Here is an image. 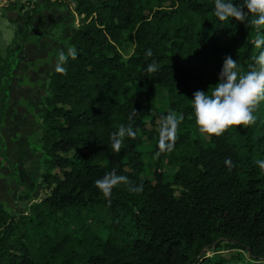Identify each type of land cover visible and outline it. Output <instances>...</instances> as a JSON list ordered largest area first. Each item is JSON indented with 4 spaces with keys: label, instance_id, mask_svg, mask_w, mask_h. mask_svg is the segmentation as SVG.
Instances as JSON below:
<instances>
[{
    "label": "trees",
    "instance_id": "trees-1",
    "mask_svg": "<svg viewBox=\"0 0 264 264\" xmlns=\"http://www.w3.org/2000/svg\"><path fill=\"white\" fill-rule=\"evenodd\" d=\"M72 2L66 72L55 64L40 83L42 192L20 191L16 211L0 199V264H264V100L252 125L219 136L200 131L190 101L217 83L226 55L240 72L254 65L264 25L252 14L220 21L214 0H47ZM0 61L1 126L14 60ZM170 111L183 120L172 149L160 150ZM122 124L135 136L113 152L109 136ZM113 169L128 181L106 198L94 181Z\"/></svg>",
    "mask_w": 264,
    "mask_h": 264
},
{
    "label": "rangeland",
    "instance_id": "rangeland-1",
    "mask_svg": "<svg viewBox=\"0 0 264 264\" xmlns=\"http://www.w3.org/2000/svg\"><path fill=\"white\" fill-rule=\"evenodd\" d=\"M20 1L21 10H7L8 0H0V58L14 60L0 126V199L10 211L18 209L20 191L27 190L33 197L42 192L39 113L45 90L40 83L54 69L56 53L67 48L65 38L78 22L73 2L65 7L48 5L47 0ZM3 67L0 61V84ZM142 150L150 163L148 142Z\"/></svg>",
    "mask_w": 264,
    "mask_h": 264
},
{
    "label": "clouds",
    "instance_id": "clouds-1",
    "mask_svg": "<svg viewBox=\"0 0 264 264\" xmlns=\"http://www.w3.org/2000/svg\"><path fill=\"white\" fill-rule=\"evenodd\" d=\"M214 14L220 20L234 18L245 21L249 14H252L250 23L264 25V0H214ZM257 45L264 44V40L257 39ZM68 54L75 58L77 51L69 48ZM148 56L152 55L151 49L146 50ZM67 57L64 50H60L57 57L56 71L64 73V63ZM254 65L249 66L246 72L238 71L237 60L230 55L223 59L221 69L218 73V80L215 85L207 91L196 90L190 99L192 110L195 114V123L200 131L219 136L225 129L232 125H252L256 117L255 106L259 101L264 100V47H261L259 54L254 58ZM156 61L153 60L147 65V71H155ZM135 110V109H134ZM182 114L168 112L161 117L159 127L158 146L160 150H171L176 139V130ZM134 137L135 132L131 125H121L118 130L110 133L109 139L113 152H119L124 137ZM256 164L264 169V159L256 161ZM225 165L232 166L231 158L225 159ZM128 177L117 174L113 169L96 179L94 184L107 198L111 195L112 188L121 182L127 183ZM131 192H140L142 185L128 184Z\"/></svg>",
    "mask_w": 264,
    "mask_h": 264
}]
</instances>
